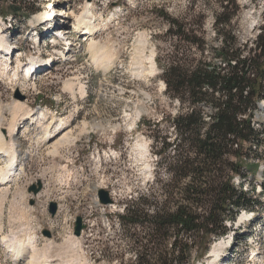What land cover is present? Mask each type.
Wrapping results in <instances>:
<instances>
[{
	"label": "rangeland",
	"instance_id": "1",
	"mask_svg": "<svg viewBox=\"0 0 264 264\" xmlns=\"http://www.w3.org/2000/svg\"><path fill=\"white\" fill-rule=\"evenodd\" d=\"M85 3L36 0V13L19 27L9 24V16L7 21L0 18V31L11 43L0 51V133L6 134L26 109L39 119L31 133L25 128L15 132L13 172L0 157V169L6 172L5 179L0 177V264H27L29 242L55 255L50 256L54 264H131L134 252L117 214L131 197L145 192L155 173L165 174L164 164L157 165L153 137L172 142L171 120L179 113L178 101L165 92L158 63L171 48L162 13L194 28L202 25L199 31L209 50L219 45L212 27L218 0H91V16L84 15ZM235 3L233 35L250 48L264 21V0ZM53 6L65 11L64 18L52 12ZM82 15L90 16L96 28L91 37L74 32ZM50 20L57 26L64 23L60 33L71 42L67 60L59 54L61 40L46 33ZM209 50L204 54L208 59ZM195 56L200 57L198 51ZM44 59L55 61L51 70L30 78L22 74L24 67ZM204 111L208 117L213 113L208 106ZM253 120L256 129L264 124V101ZM66 121L68 126L61 128ZM46 126L57 134L46 137L49 142L44 140ZM65 132L71 140L55 147ZM251 156L254 167L243 190L260 205L255 212L242 211L234 223L226 222L232 225V248L222 246L228 235L219 237L203 255L194 253L193 264H219V252L220 257L228 255L221 264H264V141ZM234 183H239L236 177ZM100 190L112 204L100 203ZM77 218L85 225L78 238L73 236ZM7 245L25 248L24 253L16 258Z\"/></svg>",
	"mask_w": 264,
	"mask_h": 264
},
{
	"label": "trees",
	"instance_id": "2",
	"mask_svg": "<svg viewBox=\"0 0 264 264\" xmlns=\"http://www.w3.org/2000/svg\"><path fill=\"white\" fill-rule=\"evenodd\" d=\"M235 1L218 0L212 27L219 45L210 50L202 25L194 28L162 13L171 48L158 63L179 113L171 120L172 142L153 137L165 174L155 173L145 192L117 214L134 252L131 264H193L194 253L203 255L211 241L231 231L227 221L260 205L243 182L254 167L252 149L264 141V124L256 129L253 120L264 101V21L250 48L238 44L231 27ZM36 10V0H0V18L9 16L11 26L23 25ZM208 50L210 59L204 56ZM206 106L213 109L209 117Z\"/></svg>",
	"mask_w": 264,
	"mask_h": 264
},
{
	"label": "bare ground",
	"instance_id": "3",
	"mask_svg": "<svg viewBox=\"0 0 264 264\" xmlns=\"http://www.w3.org/2000/svg\"><path fill=\"white\" fill-rule=\"evenodd\" d=\"M86 4V11L84 12V15L85 14H90V11L89 10H91V8H92V5L90 4V3H88V2H86L85 3ZM56 10V11H55ZM57 11H59V12H57ZM52 12L53 13H55V15H59V16H65V11H63V9H61V8H59V7H57V6H53V8H52ZM52 12H51V14H49V16L51 17L52 16ZM64 12V13H63ZM63 14V15H62ZM84 15H82L79 19H78V21H77V23L74 25V32H80V34H82L81 36H88V37H91L94 33H95V31H96V28H95V26L91 23V21H90V16L92 15V14H90V16H84ZM89 19V20H88ZM1 21V20H0ZM54 21V20H53ZM3 34V32L2 31H0V51H2L3 49L6 51V48L8 49V48H11V43L9 42V40H8V38H6L5 36H3L2 35ZM65 42H67L68 43V45H69V48L71 47V42H70V40H66L65 39ZM91 45V44H90ZM93 46H94V44H93ZM94 48V47H93ZM69 50V49H68ZM96 50V49H95ZM113 52V51H112ZM101 55V54H100ZM150 60H151V62H150V70H151V72H154L155 71V64H154V60L152 59V57L150 56ZM103 60V59H102ZM104 61V60H103ZM106 61V60H105ZM100 63V62H99ZM101 63H102V65H103V62L101 61ZM101 65V66H102ZM31 67V68H30ZM32 65H28L26 68L24 67L23 68V70H27L26 71V74H24L25 75V77H27V76H29V71H30V69H32ZM22 70V71H23ZM81 88V87H80ZM81 94H83L84 93V90H83V88H81L80 89V91H79ZM18 108H22V106H20V107H18ZM23 109V108H22ZM21 111H24V110H21ZM30 110H28V109H26L24 112H23V114H21V115H19V120H14L13 121V124L10 126V127H8L9 129H7L6 130V134H1L0 133V157H5L6 159H7V162L9 163V165H8V167L10 168V170H9V172H13V166H14V164L16 163L15 162V155H16V148L14 147V143H15V141H17V132L16 131H18L20 128H25V131H28L29 133H31V126L34 124V123H36L39 119H38V117L36 116L35 117V115L34 114H30ZM41 115L43 116V114L41 113ZM35 119V120H34ZM42 120V119H41ZM0 122H2L1 120H0ZM39 122V121H38ZM68 124H69V121H66V122H64V123H61L60 124V126H61V128L62 127H64V128H66L67 126H68ZM33 128V127H32ZM97 128V127H96ZM48 126H46L45 127V132H44V135H45V142H49V140H46V137H48L49 135H51V136H53V135H57V134H52V132H54V131H51V132H49L48 130ZM56 129V128H55ZM54 129V130H55ZM64 131V130H63ZM63 131H61V132H63ZM15 132L17 133V134H15ZM58 133H60V131L58 132ZM69 136H70V134H68V133H64L63 135H62V138L61 139H59V140H57V144L55 145V147L56 146H58V145H60V144H63V143H65L66 141H68L69 139L71 140V138H69ZM69 142V141H68ZM67 143V142H66ZM68 144V143H67ZM19 155V154H18ZM22 163V162H21ZM16 167V166H15ZM5 173L6 172H4V170L1 168L0 169V177H4V175H5ZM12 175H13V173H12ZM8 177V176H7ZM11 177V176H10ZM3 179H5V178H3ZM8 179V178H7ZM1 184H2V181L0 182ZM2 189V188H1ZM0 189V190H1ZM4 191V190H3ZM76 240V239H75ZM228 240V239H227ZM226 240V241H227ZM12 241V240H11ZM73 241H74V239H73ZM225 241V242H226ZM225 242L223 243V245L225 244ZM18 244V243H17ZM222 245V246H223ZM8 246V245H7ZM47 246H50V245H47ZM60 246V245H59ZM69 246V245H68ZM9 248H12V250L13 251H16V252H14L15 254H16V258H18V256H20L22 253H24V249L25 248H18V247H16L15 249L13 248V245H9L8 246ZM58 247V246H57ZM27 248H29V251H25L26 253H29L30 255H28V262H27V264H54L53 262L55 261V259L53 258V260H51L50 259V256L51 255H47V253H48V250L46 249V248H42L41 250H37V247L34 245V243H30L29 242V246L27 247ZM11 250V251H12ZM50 250V249H49ZM59 249H57V252H59L58 251ZM71 250V249H70ZM221 251V250H220ZM76 252V251H75ZM261 252V251H260ZM14 253H12V255L11 256H14L15 254ZM60 253V252H59ZM67 253V252H66ZM61 254V253H60ZM53 255V254H52ZM258 255H260L259 253H258ZM53 256H55V255H53ZM53 256H51V257H53ZM255 257H257V255L255 256ZM59 261H60V259H59ZM61 262V261H60Z\"/></svg>",
	"mask_w": 264,
	"mask_h": 264
},
{
	"label": "water",
	"instance_id": "4",
	"mask_svg": "<svg viewBox=\"0 0 264 264\" xmlns=\"http://www.w3.org/2000/svg\"><path fill=\"white\" fill-rule=\"evenodd\" d=\"M90 1L91 0H86V2H90ZM39 188H38V190H39ZM38 190H35V192H37ZM98 196H99V201L102 205L112 204V200L109 198V194L106 191L100 190L98 193ZM54 213H55V206L52 205L51 214L53 215ZM83 228H84V225L82 224L81 218H77L76 222H75L73 235L75 237H79Z\"/></svg>",
	"mask_w": 264,
	"mask_h": 264
}]
</instances>
